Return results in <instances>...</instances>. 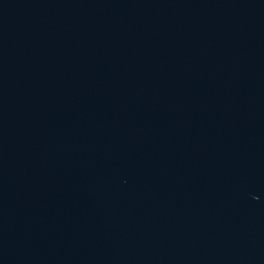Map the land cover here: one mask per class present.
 Returning <instances> with one entry per match:
<instances>
[{
    "label": "water",
    "instance_id": "1",
    "mask_svg": "<svg viewBox=\"0 0 264 264\" xmlns=\"http://www.w3.org/2000/svg\"><path fill=\"white\" fill-rule=\"evenodd\" d=\"M0 264H264V0H0Z\"/></svg>",
    "mask_w": 264,
    "mask_h": 264
}]
</instances>
